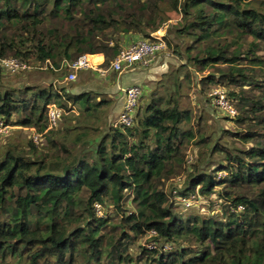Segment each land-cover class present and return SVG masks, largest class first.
<instances>
[{
	"label": "trees",
	"instance_id": "obj_1",
	"mask_svg": "<svg viewBox=\"0 0 264 264\" xmlns=\"http://www.w3.org/2000/svg\"><path fill=\"white\" fill-rule=\"evenodd\" d=\"M173 12L182 15L175 35L193 39L187 58L217 70L203 80L235 90L242 146L208 149L209 137L185 127L192 112L181 107L179 76L174 91L150 93L131 126L116 124L112 100L92 89L0 83V119L42 134L0 149V264H264V0H0V56L54 71L103 53L108 67L126 34L150 37ZM52 102L70 111L62 132L47 130ZM193 139L205 147L190 170ZM209 150L222 153L212 169L203 167ZM182 172L178 195L219 193L222 212L180 210L163 184ZM147 232L153 245L129 253Z\"/></svg>",
	"mask_w": 264,
	"mask_h": 264
},
{
	"label": "rangeland",
	"instance_id": "obj_2",
	"mask_svg": "<svg viewBox=\"0 0 264 264\" xmlns=\"http://www.w3.org/2000/svg\"><path fill=\"white\" fill-rule=\"evenodd\" d=\"M181 18L182 15L180 13L173 12L171 14V19L164 22L163 26H166L165 31L167 42L169 40L172 44L170 46L168 44L167 49L162 52L163 55H161V58L157 63H152L150 66L145 68V71L148 72V75L155 74L157 77L152 81L144 80L141 82L143 88L141 97L146 95L145 97L148 98L150 93L154 90H158L160 93H170L174 91V79L179 76V83L181 84L179 99L181 107L189 109L192 112V119L185 124V127H192L197 131V133H204L207 138L209 137V144L207 143L208 149H210L212 144H214L216 141H219L221 144L229 145V147H233L235 145L242 146L239 140L236 139L234 135H232V132L239 131V124L234 118H230L225 110L219 108L215 104L213 96L210 94L211 91L215 89V87L225 90L230 98L231 104L237 108L239 113L240 105L238 99L229 94L230 91H233L234 89H231L230 87L223 84H218L212 88V85L209 86L207 81L203 80V77L209 73H216L217 76V70L214 66H210L205 71L198 70V66L187 58L186 50L188 45L192 43L193 39L191 36H184L182 39H179L175 35L176 27L179 25ZM138 36L144 38L141 35ZM247 41L248 40H244L245 44ZM197 53H200L199 47H195L192 51L193 55H196ZM258 53L264 54V43H262V48L258 51ZM65 64L66 63L63 62V66L54 71H51L47 64L42 63H31L30 68L19 72L0 70V83L6 86L11 85L12 87H21L26 83L41 86L53 84L58 90H60L62 86L73 87L75 85L82 84L85 80L84 76L86 78L87 75L81 74V70H79L77 80H68L67 76L69 74V70L65 69ZM202 88L205 89L204 93L201 91ZM75 110L79 113L77 108L73 109V111L76 113ZM69 112L70 111L65 110V115ZM200 115L202 117V121L198 124L197 119ZM114 119L112 118V120ZM63 129L64 119H62V122L59 124V126L53 130L56 132H62ZM34 131H36L34 127L9 125L7 130L0 136V149L12 141L24 143L31 135L35 133ZM196 142L197 140L193 139L189 143V145H191L188 150L187 158L189 159L188 165L190 170L193 169V166L198 161V157L201 153V150H203L202 147L204 146V144H197ZM206 155L208 159L206 161L209 162H205L203 167L212 169L216 165V160L222 156V153H220L219 150L210 153L209 150L207 151ZM186 174V172L178 173L173 178L164 180L163 187L168 193L170 200L173 202L175 201L178 208L185 214L192 212H222V207L225 205V199L219 196V193H213L208 197L192 194L190 197L192 201L189 205L179 200L180 195L177 196L178 193L175 195L172 190L177 189L174 187L180 188L183 185ZM224 186L225 185H222L217 189L223 188ZM124 208L127 212H130L134 209L132 197L127 196L124 198ZM101 210L104 214L109 213L112 216H118L112 205L109 206V204H106L103 207L101 206ZM107 229L108 227L105 229V232L108 231ZM151 236V233L147 232L146 234L136 237L134 241L128 242V252L135 255L139 252L140 246L153 245V241H149Z\"/></svg>",
	"mask_w": 264,
	"mask_h": 264
},
{
	"label": "built area",
	"instance_id": "obj_3",
	"mask_svg": "<svg viewBox=\"0 0 264 264\" xmlns=\"http://www.w3.org/2000/svg\"><path fill=\"white\" fill-rule=\"evenodd\" d=\"M165 25L160 26L156 31L152 32L150 37L141 38L130 45L123 47L115 58L111 61L108 67H104L103 63H94L89 58L90 54H82L77 59L68 64L69 74L67 76L68 80L75 81L78 77V71L84 68H93L98 71L100 74H105L106 72L112 70L118 73H122L125 70L132 69L133 67H148L156 61L159 55H162L168 47V42L166 39ZM48 65V62H46ZM31 65L27 62L20 60L14 56H0V70H7L12 72H19L25 69L30 68ZM213 90V89H212ZM123 91L126 95V101L124 104L123 110L119 113L116 118V124H124L131 126L134 123L135 115L139 105V100L143 92L142 85L139 83L132 84L123 88ZM62 93L61 90H59ZM211 96H213L215 104L225 110L229 116H236L237 108L234 107L231 102L228 94L225 90L215 87L211 91ZM47 111L48 127L49 129H55L59 126L61 121V116L65 110L56 103H49ZM9 125H6L5 121L0 119V136L7 130ZM41 133L35 132L33 134V139L36 142H39ZM219 177H222L226 172L220 171ZM172 192L176 195L177 189H173ZM177 196H179L177 194ZM191 197V196H190ZM190 197L180 196L179 200L185 204H191ZM99 213H102L100 204H97ZM243 206H238L233 210H241ZM152 246V245H149ZM169 247V246H168Z\"/></svg>",
	"mask_w": 264,
	"mask_h": 264
},
{
	"label": "crops",
	"instance_id": "obj_4",
	"mask_svg": "<svg viewBox=\"0 0 264 264\" xmlns=\"http://www.w3.org/2000/svg\"><path fill=\"white\" fill-rule=\"evenodd\" d=\"M140 38L141 37H139L136 34H126L123 37V41H124L123 47L130 45L131 43L139 40ZM97 54L102 55V60L94 63H103L105 61L104 54L103 53H97ZM160 58L161 55L158 56L155 62L157 63ZM145 68L146 67L136 66L133 67L132 69L125 70L122 73H118L116 71L110 70L105 74L97 73L98 71L96 72V70H94L93 68H84L81 69V74L87 75L86 78L84 76L85 79L84 82L80 85L69 87L67 91L71 90L72 92L77 93L83 90L92 89L103 94L105 97L110 98L112 100L109 107V117L111 119L112 118L116 119L119 113L123 110L126 101V95L123 91V88L136 83L142 84L141 82H143L144 80L152 81L154 78L157 77L155 74L148 75V72L145 71ZM145 96L146 95L140 98L137 110L147 100ZM76 113L78 114L77 111Z\"/></svg>",
	"mask_w": 264,
	"mask_h": 264
},
{
	"label": "bare ground",
	"instance_id": "obj_5",
	"mask_svg": "<svg viewBox=\"0 0 264 264\" xmlns=\"http://www.w3.org/2000/svg\"><path fill=\"white\" fill-rule=\"evenodd\" d=\"M89 58L91 59V61L93 62V60H92V57L91 56H89Z\"/></svg>",
	"mask_w": 264,
	"mask_h": 264
}]
</instances>
